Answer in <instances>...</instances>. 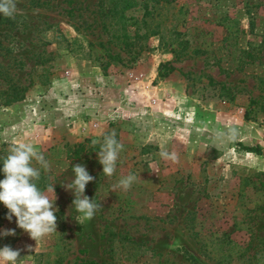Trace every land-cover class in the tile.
Here are the masks:
<instances>
[{
    "label": "rangeland",
    "instance_id": "374dc122",
    "mask_svg": "<svg viewBox=\"0 0 264 264\" xmlns=\"http://www.w3.org/2000/svg\"><path fill=\"white\" fill-rule=\"evenodd\" d=\"M17 8L0 15V180L9 148L35 143L58 227L34 251L0 203V232H16L0 248L25 264H264V0ZM113 130L124 148L108 178L91 141ZM162 143L177 162L160 158ZM76 164L95 177L91 220L65 188ZM128 174L131 189L113 191Z\"/></svg>",
    "mask_w": 264,
    "mask_h": 264
},
{
    "label": "clouds",
    "instance_id": "9594fccd",
    "mask_svg": "<svg viewBox=\"0 0 264 264\" xmlns=\"http://www.w3.org/2000/svg\"><path fill=\"white\" fill-rule=\"evenodd\" d=\"M18 12L17 0H0V15L8 19H15ZM99 145L97 153L98 162L102 165L103 175L111 178L116 173L117 161L124 145L116 139V132L103 135L102 140L93 139L91 146ZM159 156L162 160L177 162L179 157L176 152H170L166 145L160 144ZM35 161L40 167H34ZM152 168V165H149ZM49 162L33 142H19L13 144L8 154L2 161L4 179L0 180V203L8 210L9 222L15 217L19 229L27 233L30 239L38 245L47 237L57 233L58 208L55 207L57 199L55 184H48L45 189L38 187L41 179V169L48 172ZM74 180L65 188L73 193V207L85 220H91L102 209L101 203L95 202L85 195L86 186L95 180L89 174L86 166L76 164L72 167ZM152 171L157 172L156 169ZM158 173V172H157ZM137 181V176L128 174L122 176L118 182L112 185L113 191L127 192ZM15 229H5L0 236H15ZM28 252H32L31 245L26 246ZM20 250H14L10 246L0 248V264H25L26 256L19 259Z\"/></svg>",
    "mask_w": 264,
    "mask_h": 264
},
{
    "label": "trees",
    "instance_id": "16d2710c",
    "mask_svg": "<svg viewBox=\"0 0 264 264\" xmlns=\"http://www.w3.org/2000/svg\"><path fill=\"white\" fill-rule=\"evenodd\" d=\"M173 70H174V69L170 67V68L167 69L166 73H164V74L161 75V76H165L166 74L172 72ZM18 99H20V98H18ZM16 100H17V99H16ZM12 101H14V100H12ZM245 150H247V151H253L252 148H246ZM254 150H255V149H254ZM81 264H95V263H93V262H85V263H81Z\"/></svg>",
    "mask_w": 264,
    "mask_h": 264
}]
</instances>
